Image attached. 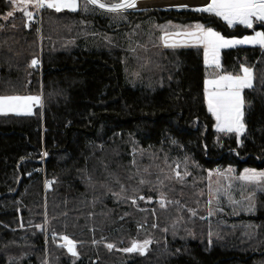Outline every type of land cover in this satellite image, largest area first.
I'll list each match as a JSON object with an SVG mask.
<instances>
[{
	"label": "trees",
	"instance_id": "1",
	"mask_svg": "<svg viewBox=\"0 0 264 264\" xmlns=\"http://www.w3.org/2000/svg\"><path fill=\"white\" fill-rule=\"evenodd\" d=\"M197 8L81 0L29 20L0 0V95L41 97L31 114H0V264H264V181L238 179L235 198L209 187L216 170H264V48H225L210 68L204 48L161 40L173 25L241 37L264 23ZM242 67L253 87L238 137L215 128L205 82Z\"/></svg>",
	"mask_w": 264,
	"mask_h": 264
},
{
	"label": "snow or ice",
	"instance_id": "2",
	"mask_svg": "<svg viewBox=\"0 0 264 264\" xmlns=\"http://www.w3.org/2000/svg\"><path fill=\"white\" fill-rule=\"evenodd\" d=\"M9 2L11 3L12 0H9ZM32 2L33 0H23L25 5ZM88 4L96 5L102 9L106 8V5L101 3L100 0H85V6ZM34 6L37 10L47 7L54 9L56 12H60L63 9L75 11L77 10L78 3L77 0H35ZM135 6L136 0H123L122 3L111 5L108 7V10L115 12L120 9L134 8ZM195 11L213 14L226 21L230 27L235 24H242L247 28H253L254 21L264 23V0H210L206 6L197 8ZM12 15L13 12L11 11L7 13L8 17ZM25 15L31 18L33 13L26 11ZM192 27H194L192 31L187 29L176 33H168L166 31L162 38L164 39L165 46L173 48L177 46L175 41L172 43L168 42L172 36L187 37L195 46L203 45L205 64H215L216 67H219V50L221 48L237 44H253L264 48V32L261 31H257L254 36H248L242 40H228L211 28L205 29L203 25L196 24ZM31 63L32 66H35L38 61L34 59ZM242 72V76H220L218 80L205 82L208 110L216 117L219 131L237 132L239 134L244 130V125L241 122L243 116V112L241 111L243 105L241 92L245 88L253 87V73L247 67H242ZM208 86H211V88ZM40 104V96H0V113L16 112L19 114L21 110H26L28 114H31L32 106ZM240 179L249 183L258 180L264 181V172H249L240 177ZM140 199H143V197H140ZM161 206H164L163 200ZM62 239L66 241L68 251L73 256L77 255L74 242L66 236L62 237ZM148 243L150 242L145 241L144 244L133 242L132 246L124 249V251H140L143 253ZM107 247L112 249L114 246L108 244Z\"/></svg>",
	"mask_w": 264,
	"mask_h": 264
},
{
	"label": "rangeland",
	"instance_id": "3",
	"mask_svg": "<svg viewBox=\"0 0 264 264\" xmlns=\"http://www.w3.org/2000/svg\"><path fill=\"white\" fill-rule=\"evenodd\" d=\"M12 1H13V4H14V7H15V11L21 12L24 15H25V12L26 11H30V12L33 13V15H32L31 18H29L27 15H25L28 19H33L37 15L40 14L41 9L37 10V8L34 6L35 5V0H33V2L30 3V4H28V5H25L23 3V0H12ZM100 2L102 3L101 0H100ZM77 3H78L77 10H78L79 9V6L81 5V0H77ZM164 4H166V3H161V4H158V5H164ZM105 5H106V8H104V9H107V10H108V7L111 6V5H108V4H105ZM94 6H96V5H94ZM154 7H159V6H154ZM172 7H177V6H164L163 8H172ZM63 10H69V9H63ZM198 24H200V23H198ZM200 25H202V24H200ZM204 27H205V29L210 28V27H206V26H204ZM184 29L185 28H181L178 25H173L172 27L169 28V30L167 32L168 33H176V32H179V31H183ZM186 29L189 30V31H192V30H194V27L193 28H186ZM211 29L214 30L213 28H211ZM214 31H216V30H214ZM216 32H218V31H216ZM218 33H220V32H218ZM164 35H165V33L162 34L161 40H162V42H163V44L165 46L164 39H162L164 37ZM220 35H222L225 39H228V40H242L245 37L254 36L255 35V32L254 33H251V34H245V35H243L241 37H237V36H232V37L231 36H225L222 33H220ZM173 41H175V43L177 45L176 48H181V47H202L203 48V45L195 46L189 38L184 37V36H172L168 40L169 43H172ZM235 46H259V45H253V44H237V45H234V46H231V47H235ZM225 48H230V47H225ZM225 48H221L219 50V66L221 64V52ZM207 65L210 68L211 67H213V68L216 67L215 64H207ZM249 69H251V68H249ZM252 73H253V71H252ZM211 74L212 75H209L210 77L207 79V81H209V80H218L220 76L231 75V74H222L220 76L213 77V74H214L213 71L211 72ZM233 76H235V75H233ZM252 83H253V81H252ZM208 87L211 88V86H208ZM245 89H247V88H245ZM245 89H243L242 92H241V97H242V100H243V105H242V109H241V111L243 112V116H242V121L241 122L244 125V130H243V132H241L239 134L237 132H233V133H236L238 135V137H242V134L245 131V123H244V104H245V102H244V91H245ZM0 96H2V95H0ZM34 106L35 105L32 106L31 112L34 109ZM8 113H16V112H5V113H0V114H8ZM19 114H28V113H27L26 110H21L19 112ZM214 118H215V128L218 130L216 117L214 116ZM223 132H227V131H223ZM249 172L261 173V172H264V170H257V169L248 168V169H245V171L242 173L241 176H244L246 173H249ZM238 179H240V175H238L234 171L233 168L221 169V170H216L214 172H211L210 175H209V187H210V191H211L212 198H214V199H217L219 197H223V198H226V197H228V198H235L238 195L240 196L242 194V190L244 189V187L239 188V184L240 183L238 182ZM256 182L257 183L258 182L260 183V182H262V180H258Z\"/></svg>",
	"mask_w": 264,
	"mask_h": 264
},
{
	"label": "bare ground",
	"instance_id": "4",
	"mask_svg": "<svg viewBox=\"0 0 264 264\" xmlns=\"http://www.w3.org/2000/svg\"><path fill=\"white\" fill-rule=\"evenodd\" d=\"M209 0H147V1H142L140 2L141 4H145L148 6H159V7H164V6H175V5H180V4H193V5H200V4H205ZM161 3H166L164 5H158Z\"/></svg>",
	"mask_w": 264,
	"mask_h": 264
},
{
	"label": "built area",
	"instance_id": "5",
	"mask_svg": "<svg viewBox=\"0 0 264 264\" xmlns=\"http://www.w3.org/2000/svg\"><path fill=\"white\" fill-rule=\"evenodd\" d=\"M142 1H147V0H136L137 5L135 6V8H151V7H154L152 5L148 6L145 4H141L140 2H142ZM209 2H210V0L208 2H206L205 4H200V5H193V4L186 3V4L175 5V6H177V7H179V6L180 7H202V6H206ZM224 22H226V21H224Z\"/></svg>",
	"mask_w": 264,
	"mask_h": 264
},
{
	"label": "crops",
	"instance_id": "6",
	"mask_svg": "<svg viewBox=\"0 0 264 264\" xmlns=\"http://www.w3.org/2000/svg\"><path fill=\"white\" fill-rule=\"evenodd\" d=\"M13 2V1H12ZM30 20V19H29ZM223 73H214L213 74V77H216V76H220V75H222ZM212 75V74H211ZM242 76V75H241ZM210 77V76H209Z\"/></svg>",
	"mask_w": 264,
	"mask_h": 264
},
{
	"label": "water",
	"instance_id": "7",
	"mask_svg": "<svg viewBox=\"0 0 264 264\" xmlns=\"http://www.w3.org/2000/svg\"><path fill=\"white\" fill-rule=\"evenodd\" d=\"M149 242H150V243H148L146 246H148L149 244H151V242H152V241H151V240H149ZM140 244H144V242H142V243H140Z\"/></svg>",
	"mask_w": 264,
	"mask_h": 264
}]
</instances>
